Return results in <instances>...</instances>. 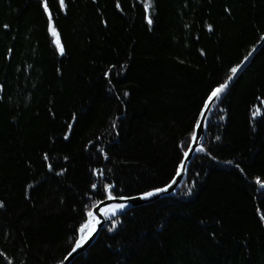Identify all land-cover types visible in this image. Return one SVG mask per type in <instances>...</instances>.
I'll return each instance as SVG.
<instances>
[{
	"label": "trees",
	"instance_id": "1",
	"mask_svg": "<svg viewBox=\"0 0 264 264\" xmlns=\"http://www.w3.org/2000/svg\"><path fill=\"white\" fill-rule=\"evenodd\" d=\"M44 3L0 0V264H63L109 193L169 185L264 38V0ZM203 149L179 194L113 217L73 264H264V46Z\"/></svg>",
	"mask_w": 264,
	"mask_h": 264
},
{
	"label": "water",
	"instance_id": "2",
	"mask_svg": "<svg viewBox=\"0 0 264 264\" xmlns=\"http://www.w3.org/2000/svg\"><path fill=\"white\" fill-rule=\"evenodd\" d=\"M264 46V38L260 41V43L256 46L254 51L249 55V57L239 66V70L235 77L232 78L231 81H227L228 87L227 89L220 95L218 100H215L212 104H210L208 111H203V115H201V118L199 120V123L201 126L199 128L196 127L195 133L198 137L196 142H192L190 147L192 148V151L189 153L188 157H184L183 164L185 165V168L182 170L181 168L178 171L177 176L173 181L169 184L171 187H167V191L159 192L156 195H153L149 198H143V195L136 196L134 198H121V199H110L108 198L100 203L98 206H96L92 212L94 215L92 217L88 216V220H91L92 218H95V232L92 233L91 237L88 239V241L79 249H77L75 252H71L69 256L66 258L63 264H73L74 261L85 254L96 242L98 237L101 235V233L104 231L106 226L109 224L111 218H107L105 215L109 211H113L114 209H120L116 207L117 205H125L123 209H121V212H115L117 216L129 212L132 210H136L142 207L149 206L151 204L157 203L165 198H171L175 197L177 194H179L181 188L183 187L187 175L189 173L190 167L196 158V156L201 153L202 151H196L197 148H203L205 145V137L207 134V130L209 128L211 119L216 112L217 108L221 105L222 101L226 98L228 95L231 87L236 83V81L246 72V70L250 67L253 59L259 54L262 47ZM202 138V139H201ZM168 185V186H169ZM164 187V188H166ZM162 188V189H164ZM155 192V191H153ZM97 218L99 222H97Z\"/></svg>",
	"mask_w": 264,
	"mask_h": 264
},
{
	"label": "snow or ice",
	"instance_id": "3",
	"mask_svg": "<svg viewBox=\"0 0 264 264\" xmlns=\"http://www.w3.org/2000/svg\"><path fill=\"white\" fill-rule=\"evenodd\" d=\"M60 2V5L61 7H64V0H59ZM151 6V0H147V3H146V10L148 7ZM44 7H45V10L47 11L48 9V5H47V0H45V3H44ZM48 15H49V20L51 22V19H52V14L51 12H48ZM148 23L151 24V19L149 18L148 19ZM211 26H209L210 28ZM52 35L55 37V42L57 44V47H58V50L60 52V54H63L64 53V48H63V45L60 44V39H59V34L55 31V28L52 27ZM247 59V58H246ZM239 70V66L238 67H233L231 69V75L228 77V80L231 81L233 77L236 76L237 72ZM228 87V83H225V84H222L220 85L219 87L215 88L209 95L208 97V101L206 102L205 104V111H208L209 110V107H210V104H212L215 100H218L220 95L227 89ZM203 115V114H202ZM201 125L200 124H197V128H199ZM198 139L196 133L194 132L192 134V137H191V140L192 142H196ZM202 139V138H201ZM217 139H219L217 137ZM204 149L201 147V148H197L196 151H203ZM192 151V148L189 147L188 150L184 153L185 157L187 158L189 153ZM51 167V166H49ZM180 168L183 170L185 168V165L183 164V162L181 163L180 165ZM101 175H102V172H101ZM173 183H175V181H173ZM257 183L260 184V183H264V182H261L259 179L257 180ZM93 187H95V185H93ZM107 188H111L112 186L111 185H108L106 186ZM167 187H171V185L167 186ZM167 187L164 188V189H157L155 190V192H148V193H145L144 194V197L143 198H149V197H152L153 195H156L157 193L159 192H164V191H167ZM188 192L190 194L191 192V189L189 188L188 189ZM109 198L110 199H114V197L111 196V194L109 193ZM3 205L0 204V207H2ZM116 207L120 208V209H123L125 207V205L121 204V205H117ZM94 215V213L92 211H89L88 212V216L89 217H92ZM112 215H116L115 212L112 213ZM262 219H264V217H262ZM97 222H99L98 218H97ZM115 223V222H114ZM88 227V224L86 223L85 225H82L81 228L79 229V232L81 233V235L79 236V238L76 240L75 242V246L73 247L72 249V252H75L77 249L81 248L87 241L88 239L91 237L92 233L95 232V227H93L90 231H88L87 233L85 232V229Z\"/></svg>",
	"mask_w": 264,
	"mask_h": 264
},
{
	"label": "bare ground",
	"instance_id": "4",
	"mask_svg": "<svg viewBox=\"0 0 264 264\" xmlns=\"http://www.w3.org/2000/svg\"><path fill=\"white\" fill-rule=\"evenodd\" d=\"M237 82V81H236ZM175 179V178H174ZM186 181H187V179H186ZM186 181H185V183H186ZM261 182H263L262 180H260ZM185 183H184V185H185ZM184 185H183V187L181 188V190L180 191H182V189L184 188ZM260 186H264V183H260L259 184ZM168 186V185H167ZM153 192V191H152ZM104 202V201H103ZM102 203V202H101ZM100 204V203H99ZM98 204V205H99ZM97 205V206H98ZM95 208V207H94ZM93 208V209H94ZM92 209V210H93ZM133 211V210H132ZM113 212H121V209H114L113 211H109V212H107L105 215L107 216V218H111V220L113 219V217H115V216H117V215H112V213ZM130 212V211H129ZM110 220V221H111ZM88 223H90V224H88ZM94 223H95V218H92L90 221L88 220V222H87V224L89 225V227H90V229H89V231L94 227ZM110 223V222H109ZM107 227V226H106ZM105 230V229H104ZM99 238V237H98Z\"/></svg>",
	"mask_w": 264,
	"mask_h": 264
},
{
	"label": "rangeland",
	"instance_id": "5",
	"mask_svg": "<svg viewBox=\"0 0 264 264\" xmlns=\"http://www.w3.org/2000/svg\"><path fill=\"white\" fill-rule=\"evenodd\" d=\"M204 110H205V108H204ZM203 110V111H204ZM203 113V112H202ZM201 118V117H200ZM199 123V122H198ZM90 221V220H89ZM88 224H90V223H88ZM89 229H90V227H89V225H88V227L85 229V232L87 233L88 231H89ZM80 235H81V233H80ZM75 262V261H74Z\"/></svg>",
	"mask_w": 264,
	"mask_h": 264
}]
</instances>
